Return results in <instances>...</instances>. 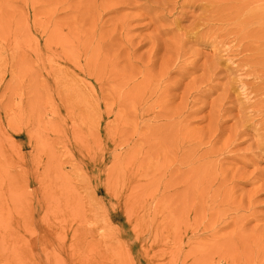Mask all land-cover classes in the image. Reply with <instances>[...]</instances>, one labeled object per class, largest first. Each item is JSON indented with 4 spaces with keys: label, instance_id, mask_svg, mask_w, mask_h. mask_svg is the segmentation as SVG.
Wrapping results in <instances>:
<instances>
[{
    "label": "rangeland",
    "instance_id": "1",
    "mask_svg": "<svg viewBox=\"0 0 264 264\" xmlns=\"http://www.w3.org/2000/svg\"><path fill=\"white\" fill-rule=\"evenodd\" d=\"M264 264V0H0V264Z\"/></svg>",
    "mask_w": 264,
    "mask_h": 264
},
{
    "label": "bare ground",
    "instance_id": "2",
    "mask_svg": "<svg viewBox=\"0 0 264 264\" xmlns=\"http://www.w3.org/2000/svg\"><path fill=\"white\" fill-rule=\"evenodd\" d=\"M204 264V263H203Z\"/></svg>",
    "mask_w": 264,
    "mask_h": 264
}]
</instances>
